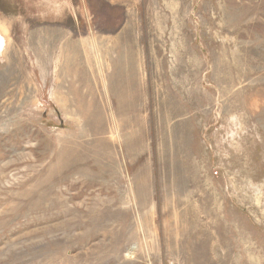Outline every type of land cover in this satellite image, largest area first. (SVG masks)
<instances>
[{
	"label": "rangeland",
	"instance_id": "rangeland-1",
	"mask_svg": "<svg viewBox=\"0 0 264 264\" xmlns=\"http://www.w3.org/2000/svg\"><path fill=\"white\" fill-rule=\"evenodd\" d=\"M0 35V264H264V0H0Z\"/></svg>",
	"mask_w": 264,
	"mask_h": 264
},
{
	"label": "bare ground",
	"instance_id": "bare-ground-1",
	"mask_svg": "<svg viewBox=\"0 0 264 264\" xmlns=\"http://www.w3.org/2000/svg\"><path fill=\"white\" fill-rule=\"evenodd\" d=\"M4 43H5V41H4V37L3 36H1L0 35V50H1V52H3V48H4ZM0 52V53H1ZM71 200V199H70ZM68 201V200H67ZM58 202V201H57ZM56 202V203H57ZM64 202V201H63ZM66 203V202H65ZM67 210V209H66ZM75 210V209H74Z\"/></svg>",
	"mask_w": 264,
	"mask_h": 264
}]
</instances>
